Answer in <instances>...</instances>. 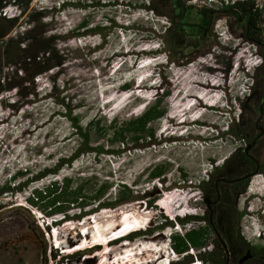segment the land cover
I'll return each mask as SVG.
<instances>
[{
    "label": "rangeland",
    "instance_id": "1",
    "mask_svg": "<svg viewBox=\"0 0 264 264\" xmlns=\"http://www.w3.org/2000/svg\"><path fill=\"white\" fill-rule=\"evenodd\" d=\"M148 1L31 0L29 10L48 12L49 19H45V22L50 24L51 33L63 37L58 42V49L64 51L66 61L61 69L37 79V98L33 104L13 111L0 103V185L18 172L29 170L28 177H31L44 168H52L59 160L69 158L80 148L81 141L74 134L71 121L64 117L65 111L59 104L62 100L81 119L84 129H89L92 122L100 121L99 125L91 128L92 146L112 148L109 143L111 133L107 135L106 126L113 119L125 121L141 116L159 97L162 98L165 88L170 92L162 101L167 114L152 124L156 143L150 144L147 140L143 148L127 151L120 157L84 155L71 167H65L57 177L31 186L42 188L50 181L65 176L90 178L98 184H111L108 197L115 198L119 186L124 184L135 194L143 196L149 193L148 199L155 200V208L146 207L143 201L135 202L118 210L101 211L82 222L70 221L58 228L51 226L47 231L49 221L44 224L43 216L25 201L31 190L5 197L2 199L5 208L0 211V264H13L20 259L25 264H45L42 258L43 238L48 248V264H75L76 258L68 262V257L76 253H81L83 259L96 258L97 264H104V258H107L106 264H152L166 237L184 236L191 230L206 228L204 223L191 222L185 226L180 224L178 228L176 225L173 228L165 227L135 241L123 239L115 244L119 236L141 226L140 216L131 210L134 207L142 215L149 212L155 215L150 226L145 227L146 230H155L173 222L176 215L204 214L205 198L200 190L162 189L156 186L161 182L151 180L150 174L155 167L163 165L167 168V183L183 184L189 181L198 184L208 180L212 171L211 161L215 162L214 167L220 166L236 149L246 147L245 143L232 137L221 138L219 133L226 132L234 119H240L242 108L239 100L249 97V88L252 87L246 74L252 75L254 66L262 63L264 48L245 43L246 47L238 49V43L242 40L241 27L230 19L216 20L211 40H216L218 47L212 48V53L206 57L200 56L187 66L172 65L163 70L165 80L160 77L152 80L151 74L156 66L164 62L163 55L153 54L159 47L156 35L161 33L164 20L144 8ZM186 1L195 8L194 18L201 22L205 19L199 13L211 11L212 20H215L221 3L235 0ZM254 1L263 10L260 26L264 29V0ZM63 3L70 5L59 9ZM10 6L2 10V16H19L21 10ZM83 22L88 23V28H102L104 35L73 37L72 33ZM226 48L237 49L232 62L234 72L228 80L220 71L229 56L225 54L228 52ZM147 60L151 62L144 63ZM246 80L248 85L245 84ZM127 83L133 84L134 89L124 90L122 86ZM226 91L231 95L230 101L225 98ZM125 95L127 97L124 98ZM262 95L252 103H246L253 113L259 104L264 103V92ZM4 97L6 103L17 100L14 93ZM191 102H194L192 106ZM208 104L213 105L209 107ZM232 106L233 112L230 111ZM224 109L227 111L221 113ZM195 113L196 117L201 115L200 120L192 121L194 118L191 116ZM197 136L201 138L200 141ZM168 138L173 141L168 142ZM259 182H262L261 174L251 179L246 193L237 204L239 212L243 214L241 232L252 246H264V199L256 195ZM195 192L197 195H190ZM180 193H187V196L183 199ZM260 210L263 213L257 217L255 214ZM100 217L110 220L107 224L112 229L111 234L107 231L103 237L85 240V243L80 234L76 245L82 250L64 252L70 249H62L60 245L73 230L81 231L85 222L91 221V233H95L102 227L96 222ZM139 231L143 230L139 228L134 232ZM76 241L71 240V243ZM200 251L203 253L202 249ZM198 253L197 250L193 251L190 264L196 262L194 254ZM170 257L173 261H179L186 256L173 251Z\"/></svg>",
    "mask_w": 264,
    "mask_h": 264
},
{
    "label": "trees",
    "instance_id": "2",
    "mask_svg": "<svg viewBox=\"0 0 264 264\" xmlns=\"http://www.w3.org/2000/svg\"><path fill=\"white\" fill-rule=\"evenodd\" d=\"M30 2L31 0H0V103L4 108H10L13 111L33 104L37 98V79L48 75L50 72L61 69L66 61L64 51L58 49V42L63 37L51 33L52 30L49 28L50 24L45 22V19H49L48 12L44 10L38 13L30 11ZM9 5H11L10 8L15 6L20 9V15L18 16L16 14L12 18L2 16V10ZM68 5L70 4L63 3L59 9H64ZM144 8L158 18H161V20H164L161 33L156 35L159 41V47L153 52L154 55H163L164 57V62L159 63L155 68L156 74L160 78H163V80H165L163 70H167L172 65L187 66L200 56L206 57L207 54L212 53V48L218 47L217 41L211 40L212 30L216 20L230 19L241 27L242 33L240 38L242 40L238 43V49L246 47V44L264 48V29L260 26L263 10L256 6L254 0L223 1L220 10L216 12L215 20H212L211 11H204L198 14L205 19L201 22L194 18L196 14L194 11L195 8L188 4L186 0H149ZM72 34L73 37L77 38L87 36L102 37L104 35L102 28L98 26L88 28L87 22L80 24L78 29ZM226 49L228 52L225 54L229 56L226 57L224 66L220 71L223 72L225 80H228L229 75L234 72L232 62L234 61V55L237 49ZM254 55L255 57L257 56L256 54ZM227 58L231 59L227 60ZM246 75L249 77L250 82H252V87L249 88V97L243 101L239 100L242 108V113L239 116L240 119L237 121L234 119L228 125L226 132L219 133L221 138L225 136L232 137L245 143L246 147L236 149L220 166L214 167L215 162L211 161L212 171L207 181L203 180L198 184L189 181H185L183 184L171 183L172 188L182 190L198 189L203 193L205 199H210L212 196L215 197L216 192L221 191L229 197L231 194H234L236 197L246 193L252 179L249 178L241 188L236 192L234 191L237 188L235 182L247 169L244 168V165H249V169L250 167L252 168L254 174L250 177L264 173V167L260 172H256L253 169L251 161L248 159L254 157L262 162L264 161V103L259 104L254 113L252 108L246 107L247 102L252 103L259 96L263 97L264 57L259 66H254L253 74ZM122 88L129 91L134 89V85L127 83ZM10 93H14L17 96V100L13 103H6V101H3L4 96ZM163 93L162 98L159 97L141 116L125 121L113 119L106 126L107 129L105 128V131L107 135L111 133L109 143L112 148L92 146L91 128L94 125H99V120L92 122L89 129H84L81 119L74 115V110L71 106L66 104L64 100L59 102L61 108L65 111L64 117L71 121L74 134L81 141L80 148L69 158L59 160L52 168H44L31 177H28L30 174L29 170L18 172L4 184L0 185V211L5 208L3 198L25 193L28 189L31 190V193L25 201L32 209L38 211L43 216L44 224L47 220L49 221V224L46 226L47 231H50L51 226L58 228L66 222H82L84 219L92 217L101 211L118 210L135 202L143 201L148 207L155 208V200L151 201L148 199L149 193H145L143 196L135 194L133 189L124 184L119 186L115 198L108 197L112 188L111 184L108 182L98 184L90 178L77 179L65 176L62 179L50 181L47 186L42 188H31V186L37 185L51 177H57L65 167H71L75 161L84 155L93 154L94 156L120 157L127 151L143 148L145 146L144 142L147 140L150 141V144L156 143V133L152 124L166 116L167 108L162 105V101L170 95L169 90L165 88L163 89ZM225 98L227 101L231 100V95L228 91L225 92ZM233 110L234 106H232L230 111L233 112ZM226 111L224 109L221 113ZM196 138L201 140L199 136ZM168 139L173 141L172 138ZM115 145L119 146L115 147ZM250 146H252L251 149L246 152V148ZM166 173L167 168L159 165L150 174V179L165 184ZM182 177L186 178L185 175H182ZM22 178H26V180L21 181ZM216 181H218L217 185ZM172 188L167 187L165 189ZM153 189L155 190V186ZM145 199H148V201H144ZM231 200L227 204V209L229 218L233 219L232 228L235 229V235L226 242L227 253L229 255L222 249L208 254L201 253L200 250L207 244L211 232L207 228H198L187 232L184 236L175 235L171 237L169 235L166 237L152 264H159V262L161 264H167L168 262L169 264H190L193 256L188 253L191 250H197L199 252L194 257L200 260L202 264H228L229 256L231 260L233 258L238 260L240 254H244L248 249L252 254L259 253L264 259V246H252L241 235V220L243 214L239 212L235 199ZM131 210L140 216L142 224L139 228L141 229L150 226L149 224L154 221L155 215H152L151 212L147 215H142L138 208L134 207ZM73 211L76 212L71 213ZM188 216L198 215L190 214ZM188 216L185 215V217ZM174 218L181 217L176 215ZM109 221L107 217L98 218L96 222L98 225L101 224L102 227L95 233H91V221L85 222L81 231L80 229L73 230L69 234L70 237L63 240L60 246L62 249L69 248L70 250L64 251L67 253L82 250L79 245H76L80 239L79 235H83L82 237L85 243V240L90 241L103 237L107 234V231L111 234L112 229L107 224ZM177 221L180 224H186L190 221L200 222L198 217H188L185 220L177 219ZM173 226V222H169L155 230L149 229L144 232H134L139 228L131 229V231L125 232L119 238L128 235L125 240L135 241L141 236L151 235L155 231H162L165 227L173 228ZM43 239L42 258L45 260V264H48V248ZM71 240H75L76 242L71 243ZM122 241H116L115 244ZM172 251L186 257L179 261H173L170 257ZM81 255V253H76L68 257V262L71 259H77ZM106 261L107 258H104L103 263L106 264ZM262 263L264 264V261ZM13 264L25 263L20 259Z\"/></svg>",
    "mask_w": 264,
    "mask_h": 264
},
{
    "label": "flooded vegetation",
    "instance_id": "3",
    "mask_svg": "<svg viewBox=\"0 0 264 264\" xmlns=\"http://www.w3.org/2000/svg\"><path fill=\"white\" fill-rule=\"evenodd\" d=\"M229 59L231 58H227V60ZM248 159L251 161L253 169H255L256 172H260L264 167V162L258 160L257 158L251 157ZM244 168L247 169L238 177L237 181L235 182V184H237V188L234 190L235 192L244 185L245 181H247L249 178H253L250 177L252 174H254L252 168L250 167L249 169V165H244ZM217 184L218 181H216V185ZM241 196L242 195L235 197L234 194H231L229 197L221 191L216 192L215 197L212 196V198H208L209 204H207L205 201L204 214L202 216H197L200 220V223H204L205 227L211 232V237L208 239L207 244L202 249L204 254L213 253L216 250L221 249L227 253L226 242L235 235V229L232 228L233 219L229 218L227 204L232 201L231 199H235V203L237 205ZM241 235L243 236L242 232ZM248 252L251 253V257L241 262ZM227 255H229V253H227ZM263 261L264 259L259 253L252 254V252L248 249L244 254H240V258L238 260L234 258L231 260L229 256L228 264H263Z\"/></svg>",
    "mask_w": 264,
    "mask_h": 264
},
{
    "label": "clouds",
    "instance_id": "4",
    "mask_svg": "<svg viewBox=\"0 0 264 264\" xmlns=\"http://www.w3.org/2000/svg\"><path fill=\"white\" fill-rule=\"evenodd\" d=\"M236 1H238V0H236ZM158 56H161V55H158ZM157 58H159V57H157ZM156 73L155 72H153L152 74H151V77H152V80H154L155 78H156V80L157 79H159V76H156L155 75ZM162 84V83H161ZM158 87H161V85H158ZM229 104V103H228ZM190 135H188V137H189ZM187 138V137H186ZM193 139V138H192ZM197 140H199V139H197ZM200 141V140H199ZM168 142H171V141H169L168 140ZM167 142V143H168ZM261 179H262V182H259V185H260V187H259V190H258V193L256 194L257 195V197L258 198H261V199H264V174H261ZM157 187H160V188H167V187H171V183H165V184H162V183H158L157 185H156ZM191 194H193V195H197V193L195 192V193H191ZM263 209V208H262ZM263 213V211L262 210H260V211H258L255 215L257 216V217H259L260 216V214H262ZM254 215V216H255ZM188 217H197V216H188ZM188 217H185V218H178V219H182V220H185L186 218H188ZM176 222L180 225V223L176 220ZM191 223V221L190 222H188V223H186V224H182V226H185V225H188V224H190ZM173 224H174V222H173ZM175 225V224H174ZM144 231H147L146 230V228L142 231V232H144ZM193 251L194 250H191L190 252L192 253L191 255H193ZM194 256H195V254H194Z\"/></svg>",
    "mask_w": 264,
    "mask_h": 264
},
{
    "label": "water",
    "instance_id": "5",
    "mask_svg": "<svg viewBox=\"0 0 264 264\" xmlns=\"http://www.w3.org/2000/svg\"><path fill=\"white\" fill-rule=\"evenodd\" d=\"M254 145V144H253ZM252 145V146H253ZM248 147L246 148V152H248L251 147ZM207 204H209V201L208 199L205 200ZM251 257V253L248 252L247 255L243 258V260H241V262L247 260L248 258ZM75 264H97V259L96 258H88V259H83L82 257H78L76 260H75Z\"/></svg>",
    "mask_w": 264,
    "mask_h": 264
},
{
    "label": "bare ground",
    "instance_id": "6",
    "mask_svg": "<svg viewBox=\"0 0 264 264\" xmlns=\"http://www.w3.org/2000/svg\"><path fill=\"white\" fill-rule=\"evenodd\" d=\"M245 84L248 85V84H247V80H246ZM180 194H181V196L183 197V199L187 196V193H186V194H184V193H180ZM105 253H106V252H105ZM110 253H111V252H110ZM108 255H109V254H108Z\"/></svg>",
    "mask_w": 264,
    "mask_h": 264
},
{
    "label": "built area",
    "instance_id": "7",
    "mask_svg": "<svg viewBox=\"0 0 264 264\" xmlns=\"http://www.w3.org/2000/svg\"><path fill=\"white\" fill-rule=\"evenodd\" d=\"M236 1V0H235ZM242 1V0H240ZM173 252V251H172ZM196 259V258H195ZM192 264H202L201 262H199L197 259H196V262L195 263H192Z\"/></svg>",
    "mask_w": 264,
    "mask_h": 264
}]
</instances>
